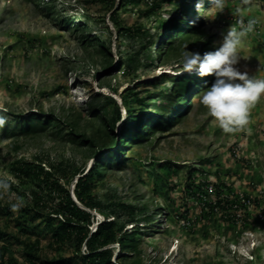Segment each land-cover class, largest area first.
Segmentation results:
<instances>
[{
	"label": "rangeland",
	"instance_id": "obj_1",
	"mask_svg": "<svg viewBox=\"0 0 264 264\" xmlns=\"http://www.w3.org/2000/svg\"><path fill=\"white\" fill-rule=\"evenodd\" d=\"M47 1L0 0V117L6 122L13 123L11 113L41 111L57 116L63 132L75 122L77 131L97 135L100 119L89 113L88 104L95 97L111 96L115 102L111 111L120 115L114 126L118 132L125 116L121 95L136 92L149 102L141 106L144 116L165 99L171 76L183 73L181 56L166 63L154 59L151 64L147 58L154 55L163 26L184 17L175 10L182 0H159L153 9L144 1L111 0L108 5L102 0H53L60 17L84 22L88 27L83 34H94L109 49L114 63L108 70L103 67L104 56L95 45L82 41L80 31L65 30L56 17L43 14ZM212 4L188 16L200 29V39H208L209 47L216 50L222 34L236 22L239 7L245 22H258L241 45L237 67L264 78V71H257L264 68V0H251L249 5L227 0L222 13ZM113 11L119 27L141 25L147 35L118 33ZM152 92L155 99H150ZM198 95L170 129L153 131L149 141L126 150L123 165L93 177L89 194L101 203L104 213L123 224V231H137L136 253L128 255L138 253L141 264H264V97L251 111L248 131L225 134L200 105ZM18 161L50 172L85 208L76 200L74 188L77 178L94 163L86 146L54 129L36 136L4 137L0 132V181L8 184L6 190L0 188V203L24 205L36 194L45 202L48 215L58 207V199L33 175L17 173ZM218 191L229 199L246 194L250 204L236 210L235 220H228L224 210L208 206ZM96 210L91 212L102 221L104 213ZM47 215L0 213V230L15 232L26 226L25 239L39 240V255L60 256L77 264L78 247L68 239L54 242L51 228L56 217L51 215L55 220L48 224ZM3 243L16 264H27L20 239H0ZM110 247L118 264L115 255L125 252L116 242Z\"/></svg>",
	"mask_w": 264,
	"mask_h": 264
},
{
	"label": "trees",
	"instance_id": "obj_2",
	"mask_svg": "<svg viewBox=\"0 0 264 264\" xmlns=\"http://www.w3.org/2000/svg\"><path fill=\"white\" fill-rule=\"evenodd\" d=\"M108 5L112 4L110 0H102ZM122 3L125 0H120ZM127 1V0H126ZM140 2L144 1L145 5H149V9L158 7L159 0H128ZM213 2V0H202V9ZM197 0H182L179 5H176V11L184 17L175 18V20L166 23L162 28V33L159 40L155 42L154 55H148L149 64L155 59L166 63L170 58L181 56L184 48H194V52H199L201 55L207 51H213L209 47V40H201V32L197 25L190 22L188 16L197 13ZM120 4V8H122ZM43 14L47 17H56L58 24L65 30L80 31L82 41L90 45H95L97 51L104 56L103 67L108 70L114 63V59L103 43H99L96 36L83 34V31L88 27L87 24L80 21H73L71 16L60 17L57 13L53 0L44 2L42 5ZM148 14V11L145 12ZM118 33H126L132 35L134 33L147 35V30L141 25L138 27L122 26L117 23V16L112 12ZM60 17V18H59ZM199 35V36H198ZM198 36V37H197ZM171 87L169 92L164 95L165 99L162 102L155 103L151 112H145L142 116V107L147 106L144 98H140L136 92H128L120 96L121 105L125 110V116L121 120L118 132L114 131V126L120 118L117 110L111 111V104L115 105L114 99L111 96L95 97L88 104V110L91 115H95L100 119V128L97 135H87L85 132H79L75 128V122H70L69 129L63 132L60 126V120L53 113L43 114L41 111H30L28 113H11V122H6L0 125V132L4 137H11L16 134L36 136L48 133L54 129L55 133L67 139L74 140L82 146H86L89 154L93 156L94 163L89 171L79 176L76 180L74 194L76 200L79 201L85 208L79 206L72 198L67 187L59 182L58 179L52 178L50 172H43L41 167L35 169V165L26 161L16 162L17 173L23 175H33L44 184L45 189L49 194L53 193L58 199V207L51 209L50 213L44 210L45 202L40 200L36 194H33L31 203H25L16 212L19 216H37L46 218L48 224H51L55 218V226L51 228L54 242L60 244L65 239L70 240L78 247L75 258L77 264H117L113 261V253L110 244L116 242L119 249L125 254L115 255L118 264H141L142 259L139 255L129 256V252L136 253L137 249V231H123V224H117L109 214L104 213L101 203L89 194L92 184L90 183L93 177L100 178L104 172L110 168L120 167L126 161V150L135 144L144 143L150 140L153 131H166L175 125L183 115H185L191 99L198 95L206 87H210L214 82V76L200 77L197 71L190 73H181L171 76ZM150 99H155L157 96H152ZM93 101H100L96 106ZM142 106V107H141ZM116 107V106H115ZM110 116V113H114ZM1 118V117H0ZM17 149L18 146H14ZM43 175V176H42ZM242 198L250 200L246 194H242ZM232 199L221 193L216 194L214 201L209 202L208 206L211 210L218 208L224 210L225 218L235 220V212L240 207H245L246 204ZM12 203H0V213L11 215L13 213ZM125 209L130 210V206L119 203ZM92 209H97L104 213V219L98 222V219ZM133 212L132 210L130 211ZM161 213V212H158ZM53 217V218H52ZM148 219V218H146ZM94 225V229L91 226ZM21 226V225H20ZM26 226H21L15 231L8 228L0 230V239L10 242L19 240L24 248V258L27 264H71L67 259L58 256L57 258H47L39 255L38 244L39 240L35 239L29 242L25 239ZM84 246L81 252L80 247ZM7 244L0 245V264H16L15 260L8 256Z\"/></svg>",
	"mask_w": 264,
	"mask_h": 264
},
{
	"label": "clouds",
	"instance_id": "obj_3",
	"mask_svg": "<svg viewBox=\"0 0 264 264\" xmlns=\"http://www.w3.org/2000/svg\"><path fill=\"white\" fill-rule=\"evenodd\" d=\"M250 3L251 0H241L242 5ZM226 7L227 0H213L212 8L217 9L218 13H222ZM196 10L202 11V0H197ZM240 12L238 7L234 13L237 16L236 22L222 34V42L216 50L207 51L203 55L187 49L181 53L183 73L197 71L200 77H215L211 86L199 93L198 102L225 134L248 131L251 111L264 97V78L249 75L237 67L242 58L239 54L241 45L258 22L249 19L245 23ZM257 71H264V68H258ZM3 123V118H0V125ZM0 188L6 190L7 182L0 181ZM22 206L19 202L13 204V211Z\"/></svg>",
	"mask_w": 264,
	"mask_h": 264
},
{
	"label": "built area",
	"instance_id": "obj_4",
	"mask_svg": "<svg viewBox=\"0 0 264 264\" xmlns=\"http://www.w3.org/2000/svg\"><path fill=\"white\" fill-rule=\"evenodd\" d=\"M245 23H247V21H246ZM238 201H240L241 203L246 204V205L250 204V200H245V199H243V198H242V195H240V196L238 197Z\"/></svg>",
	"mask_w": 264,
	"mask_h": 264
}]
</instances>
